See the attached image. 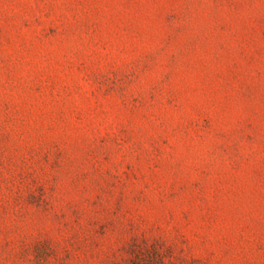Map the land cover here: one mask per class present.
<instances>
[{"label":"rangeland","instance_id":"obj_1","mask_svg":"<svg viewBox=\"0 0 264 264\" xmlns=\"http://www.w3.org/2000/svg\"><path fill=\"white\" fill-rule=\"evenodd\" d=\"M0 264H264V0H0Z\"/></svg>","mask_w":264,"mask_h":264}]
</instances>
